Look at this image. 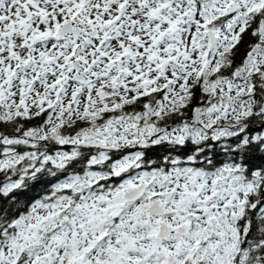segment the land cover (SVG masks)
Masks as SVG:
<instances>
[{
    "label": "snow or ice",
    "instance_id": "snow-or-ice-1",
    "mask_svg": "<svg viewBox=\"0 0 264 264\" xmlns=\"http://www.w3.org/2000/svg\"><path fill=\"white\" fill-rule=\"evenodd\" d=\"M0 264H264V0H0Z\"/></svg>",
    "mask_w": 264,
    "mask_h": 264
}]
</instances>
